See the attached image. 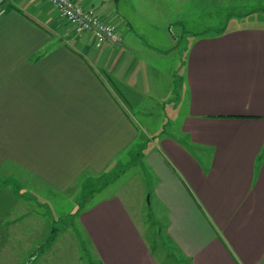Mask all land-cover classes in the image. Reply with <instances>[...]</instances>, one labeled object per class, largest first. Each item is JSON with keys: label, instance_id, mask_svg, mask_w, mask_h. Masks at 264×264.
I'll return each mask as SVG.
<instances>
[{"label": "crops", "instance_id": "0c3cea01", "mask_svg": "<svg viewBox=\"0 0 264 264\" xmlns=\"http://www.w3.org/2000/svg\"><path fill=\"white\" fill-rule=\"evenodd\" d=\"M7 1L10 11L0 17V167L19 164L66 193L82 175L121 172L126 157L144 158L156 179L145 195L165 214L166 235L181 256L191 264H264V28L196 37L171 73L173 91L158 88L164 68L151 62L170 59L178 37L164 46L144 41L125 0H78L117 24L122 42L102 46L61 24L43 0ZM172 23L166 17L163 24ZM156 110L163 124L178 123L180 137L164 130L155 141L141 132L155 127L144 119L153 121ZM146 140L153 146L145 152ZM4 192L0 250L10 254L2 262L0 252V264L28 256L31 264L42 254V244L30 245L31 224L54 220L29 218L22 199L0 186ZM78 214L102 264H158L120 199L98 200Z\"/></svg>", "mask_w": 264, "mask_h": 264}, {"label": "rangeland", "instance_id": "374dc122", "mask_svg": "<svg viewBox=\"0 0 264 264\" xmlns=\"http://www.w3.org/2000/svg\"><path fill=\"white\" fill-rule=\"evenodd\" d=\"M4 2L5 5L0 7V11L4 10L0 13V17L10 11L8 1L4 0ZM46 8L51 10L47 5ZM123 8L133 19H137L136 27L138 30L144 31L142 34L144 41L164 46L166 43L172 45L178 37V41L174 43L173 47H178V49H172L170 59L164 60L162 64L161 61L151 62L159 65L158 67L162 65L161 68H164L161 71L158 69L157 72L159 75L164 74L165 77L163 84L161 81H156L158 88L160 85H166L167 90L173 91L177 85L174 78L172 84L170 83L171 73L174 74L180 70V64L190 52L196 37L209 39L216 37L219 32L223 34L224 31L249 26L264 28V0H125ZM162 12L165 13L167 20L171 18L172 22L177 23L176 26L171 27L173 23L165 26L169 34L167 36V33L164 32L166 37L158 34L161 29H156V27H162L165 31L163 23L166 22V17L161 15ZM146 13L149 16H143ZM170 31H174L172 32L174 36L170 34ZM181 57L182 60H179ZM151 89L154 91L153 88ZM152 98L155 99V102H160L157 94ZM149 102L148 98L147 104L143 103L142 107L147 109ZM155 113L153 121L149 122L148 119H144L146 125L155 126L150 129H141L142 133L147 134L146 137L158 141L162 138L160 132L164 130L167 136H181L177 128L178 123L163 124L164 117L159 119L160 111L156 110ZM175 117L176 114L173 118ZM152 146L153 143L146 140L144 151L150 150ZM132 161L126 157L122 167L124 169H121V172L115 169L101 176L88 173L82 175L66 193L53 192L52 189L51 191L50 187L40 183L21 169L19 164L13 163L0 167L1 188L2 186L6 188L14 198L22 199L19 204L21 203L24 207L22 210L27 212L29 218L38 216L46 223L49 220L50 222L54 220V224H40L37 229L31 224L30 228L33 230L31 235L35 240L31 241L30 245L32 243H35V246L37 243L42 244L39 249L42 254L31 264H74L73 258L75 264H102L100 258L85 241L84 235H82V226L75 221V218L85 208L89 209L98 200H104L107 197L120 199L124 204L131 218L136 221L139 232L150 245L158 264H191L188 259L181 256L168 239L165 214L154 208L155 203L152 200L153 204H151L149 193L145 195V192L149 191L147 189L153 187L156 180L149 173L150 168L146 165L145 159L136 158ZM138 174H140L139 177ZM106 183H108L107 187L104 186ZM142 187L145 189L143 190ZM5 194V192L0 193V197H4ZM0 210H4L1 198ZM41 237H45V241H42L44 239L41 240ZM50 238H53V244L50 243ZM5 243L7 242H2V244ZM0 252L4 255L1 259L4 262L5 254H10V251L1 248ZM28 258H19V264H26ZM30 260L31 258L28 259V261Z\"/></svg>", "mask_w": 264, "mask_h": 264}, {"label": "built area", "instance_id": "2783aa9c", "mask_svg": "<svg viewBox=\"0 0 264 264\" xmlns=\"http://www.w3.org/2000/svg\"><path fill=\"white\" fill-rule=\"evenodd\" d=\"M43 1L51 9L58 12L61 24L72 25L78 35L90 33L97 45L120 44L122 42L117 24L113 20L102 16L97 9L86 8L78 0ZM2 5H5L4 0H0V7Z\"/></svg>", "mask_w": 264, "mask_h": 264}, {"label": "trees", "instance_id": "16d2710c", "mask_svg": "<svg viewBox=\"0 0 264 264\" xmlns=\"http://www.w3.org/2000/svg\"><path fill=\"white\" fill-rule=\"evenodd\" d=\"M97 45V44H96ZM104 45V44H103ZM97 46H102V45H97ZM51 240H49L50 241V243L53 241V238H50Z\"/></svg>", "mask_w": 264, "mask_h": 264}]
</instances>
